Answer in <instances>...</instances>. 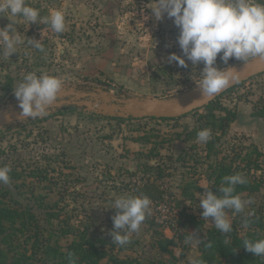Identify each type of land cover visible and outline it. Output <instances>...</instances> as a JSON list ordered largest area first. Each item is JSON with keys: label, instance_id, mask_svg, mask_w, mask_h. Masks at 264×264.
<instances>
[{"label": "rangeland", "instance_id": "rangeland-1", "mask_svg": "<svg viewBox=\"0 0 264 264\" xmlns=\"http://www.w3.org/2000/svg\"><path fill=\"white\" fill-rule=\"evenodd\" d=\"M263 7L257 0H0V109L62 85L175 97L264 54V35L245 43L264 31ZM221 27L213 42L209 31ZM263 99L264 73L219 97L243 114L224 131L201 120L205 109L178 120L119 122L58 108L5 127L0 206L20 216L5 223L0 264H58L51 250L65 253L84 234L107 239L102 264H196L209 230L234 226L244 235L245 216L264 219V120L252 115ZM214 133L221 138L207 156ZM143 136L150 142H140ZM248 153L261 170L244 168ZM221 161L233 164L234 180L248 173L260 188L224 200L223 184L214 183ZM191 183L199 188L188 199L182 189ZM184 207L196 217L190 226ZM167 237L176 241L172 253L158 244ZM254 257L251 264H262L264 245Z\"/></svg>", "mask_w": 264, "mask_h": 264}, {"label": "trees", "instance_id": "trees-1", "mask_svg": "<svg viewBox=\"0 0 264 264\" xmlns=\"http://www.w3.org/2000/svg\"><path fill=\"white\" fill-rule=\"evenodd\" d=\"M263 2L264 1L262 0H257V3L262 6L264 4ZM252 16L255 17V13H252ZM245 17L246 15L241 16V21H244ZM223 29L224 28L221 27L209 31V37L213 40V42L220 41V34H224L225 32V30ZM263 35L264 31L261 28L256 31H252L251 34L245 39V43H247L248 46H253L255 45L254 43L260 42V39ZM237 86H239V84L235 87ZM235 87L229 89L228 91L233 90ZM217 99L202 108L192 111L189 114H194L196 112H199L200 110L205 109L208 111V113H206V115H202L201 120L205 117L210 118L209 120H211V123L207 122L206 125H211L214 129H220L224 131L230 125V123L235 120L236 117L242 119L243 114L228 110L227 108L223 107L222 104L218 103ZM216 110L226 111V114L218 116L216 114ZM67 111L71 112L72 110ZM252 115L256 118L264 120V99L261 100L260 104L258 103L254 105ZM97 116L102 119L116 120L119 122L135 120L133 118L125 119L118 117H107L103 115ZM180 118H161L160 120H178ZM215 118L219 120V123H216L214 121ZM217 134L218 133H214V136L207 142V156L211 155L216 142L221 138V135ZM139 140L142 143L150 142L145 138V136H143ZM253 152H257L258 155L263 154L261 151L257 150L256 147H254ZM235 160L236 158L233 159V161ZM242 160L246 161L244 168H247L249 171H251L252 169H262L259 161L257 159L255 161L252 159L251 153H248V155L243 157ZM149 166L152 167L153 165L150 164ZM214 171L216 174L214 179V183L216 184V186H218L219 184H223V188L220 191V194H225L224 200L231 202L240 193L251 192L260 188L259 181L256 182V178L252 180L250 178V174L248 173H244L242 176L239 175V177L235 178L234 180L233 164L231 162L225 163L221 161L220 163H217L214 166ZM159 176L162 177L164 175L160 173ZM212 178L213 177H209L210 180H212ZM191 184L184 186V188L182 189V195L188 199L192 198L194 195L193 191L199 188L195 185V183ZM181 215L182 217H184V221H182L184 222L185 226H190V224H192V222L195 221L196 218L195 215L188 213L185 207L182 209ZM19 216L20 213L17 210L0 206V236L5 231V223H14ZM179 220L181 223L180 218ZM244 224L248 227V230L244 235L239 234L238 231L235 230L234 226L227 228L226 233H223L218 229L209 230L206 238L201 242V254L197 257L196 264H251L253 260H256L254 255H258V253H260L261 246L264 245V234L262 236L259 235L261 231H264V219L261 217H257L256 215H247L244 217ZM179 229L182 230V227L173 229L174 235H179ZM107 243L108 241L104 237L94 238L92 236L89 237V235L84 234L82 235L80 241H75L70 244L68 250L65 253L64 251H62L61 247L52 249L51 251L54 252L55 257H60L61 260L58 264H102V259L107 256V252L105 249ZM175 243L176 241L174 240V238L167 237L163 241L160 240V243L158 244L161 250L169 252L171 251L169 249V246L174 245ZM223 259H227V262L224 263ZM114 264L136 263L134 260L115 259ZM262 264H264V261L262 262Z\"/></svg>", "mask_w": 264, "mask_h": 264}, {"label": "water", "instance_id": "water-1", "mask_svg": "<svg viewBox=\"0 0 264 264\" xmlns=\"http://www.w3.org/2000/svg\"><path fill=\"white\" fill-rule=\"evenodd\" d=\"M15 53L14 56H17ZM264 73V54L217 72L199 85L172 98L138 97L119 94L115 86L79 87L62 85L43 88L23 95L7 108L0 109V131L15 122L36 118L39 114L82 109L107 117L180 118L216 100L236 85Z\"/></svg>", "mask_w": 264, "mask_h": 264}, {"label": "built area", "instance_id": "built-area-1", "mask_svg": "<svg viewBox=\"0 0 264 264\" xmlns=\"http://www.w3.org/2000/svg\"><path fill=\"white\" fill-rule=\"evenodd\" d=\"M37 1H41V0H37Z\"/></svg>", "mask_w": 264, "mask_h": 264}]
</instances>
